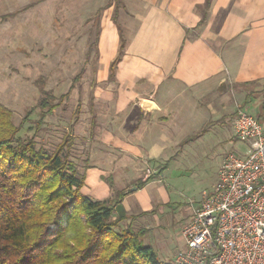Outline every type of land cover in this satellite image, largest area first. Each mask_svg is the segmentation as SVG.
<instances>
[{"label":"rangeland","instance_id":"rangeland-1","mask_svg":"<svg viewBox=\"0 0 264 264\" xmlns=\"http://www.w3.org/2000/svg\"><path fill=\"white\" fill-rule=\"evenodd\" d=\"M113 2L0 0V105L11 113L22 141L32 140L36 149L48 153L56 152L65 143L63 151L80 177L85 176L89 164H100L104 158L108 164L112 163L113 171L122 160H131L113 145L106 147L96 142L114 136V127L122 126L120 119L111 118L110 103L94 104L93 101L96 86L104 95L116 93V86L113 82L110 86L109 79L96 83L95 71L103 16L99 10ZM240 107L238 100L225 103L222 119L210 116L206 126H198L196 113L186 112L175 127L191 134L199 131L197 136L186 144L173 146L159 162L132 158L135 164L130 165L131 175L127 172L129 178L124 182L123 192L125 196L132 192H137L139 197L147 196L150 204L146 216L136 222L132 219L130 225L136 232L144 224L152 228L141 242L145 246L151 244L165 263L170 264L181 248L178 246L184 225L181 220L200 202L202 191H210L216 184L222 159L231 152L240 155L247 152L245 142L239 141L234 133L233 112ZM241 110L254 118L260 114L258 108ZM147 169L152 174L149 178ZM142 183L145 186L138 190V184ZM149 185L155 188L149 190ZM120 191H115L108 200L114 201ZM125 219L119 222V229L130 227ZM154 223L162 228L156 230L152 227ZM82 236V230L74 229L67 239L69 246L74 247L70 239ZM61 248L56 253L60 254L65 247Z\"/></svg>","mask_w":264,"mask_h":264},{"label":"crops","instance_id":"crops-1","mask_svg":"<svg viewBox=\"0 0 264 264\" xmlns=\"http://www.w3.org/2000/svg\"><path fill=\"white\" fill-rule=\"evenodd\" d=\"M113 1L101 14L95 71L96 83L109 79L116 93L104 95L96 86L93 101L110 103L111 118L120 119L122 126L114 127V136L96 142L113 145L131 160H122L114 171L105 158L89 164L82 193L101 202L124 191L133 159L159 162L173 146L197 136L199 131L175 127L186 112L196 113L198 126H206L210 116L222 119L225 103L238 100L240 109L258 108L264 124V0H210L208 7L206 0ZM142 99L152 103L149 110L141 108ZM136 193L113 208V219L126 218L131 228L132 219L146 216L150 204L147 196ZM154 224L156 230L162 228ZM141 228L152 230L145 224ZM178 241L182 247L183 240Z\"/></svg>","mask_w":264,"mask_h":264},{"label":"trees","instance_id":"trees-1","mask_svg":"<svg viewBox=\"0 0 264 264\" xmlns=\"http://www.w3.org/2000/svg\"><path fill=\"white\" fill-rule=\"evenodd\" d=\"M18 131L0 105V264H167L141 242L146 230L119 229L122 218L113 219L125 192L114 201L92 200L82 193L85 176L68 162L65 143L48 153ZM76 228L83 236L70 239L72 248L67 239Z\"/></svg>","mask_w":264,"mask_h":264},{"label":"built area","instance_id":"built-area-1","mask_svg":"<svg viewBox=\"0 0 264 264\" xmlns=\"http://www.w3.org/2000/svg\"><path fill=\"white\" fill-rule=\"evenodd\" d=\"M236 111L235 137L247 152L222 159L216 184L180 230L172 264H264V124Z\"/></svg>","mask_w":264,"mask_h":264},{"label":"water","instance_id":"water-1","mask_svg":"<svg viewBox=\"0 0 264 264\" xmlns=\"http://www.w3.org/2000/svg\"><path fill=\"white\" fill-rule=\"evenodd\" d=\"M140 105L142 109H146V110H149L152 107V103L149 100H145V99H142ZM133 189L135 190L136 188Z\"/></svg>","mask_w":264,"mask_h":264}]
</instances>
